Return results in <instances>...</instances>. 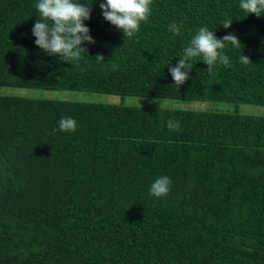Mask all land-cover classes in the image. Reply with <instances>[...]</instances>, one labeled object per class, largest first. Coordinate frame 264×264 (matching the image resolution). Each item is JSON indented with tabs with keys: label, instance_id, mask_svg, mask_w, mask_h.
<instances>
[{
	"label": "trees",
	"instance_id": "obj_1",
	"mask_svg": "<svg viewBox=\"0 0 264 264\" xmlns=\"http://www.w3.org/2000/svg\"><path fill=\"white\" fill-rule=\"evenodd\" d=\"M38 2L0 0V264H264V116L11 92L264 108V13L240 0H152L147 22L124 37L103 18L106 0H78L92 8L95 43L67 63L35 44ZM201 27L241 45H226L231 66L213 74L193 59L178 88L169 67ZM64 117L75 132L59 130ZM161 176L169 194L150 196Z\"/></svg>",
	"mask_w": 264,
	"mask_h": 264
},
{
	"label": "clouds",
	"instance_id": "obj_2",
	"mask_svg": "<svg viewBox=\"0 0 264 264\" xmlns=\"http://www.w3.org/2000/svg\"><path fill=\"white\" fill-rule=\"evenodd\" d=\"M151 4L152 0H106V3H100L99 7L107 22L122 30L124 37H133L140 31L141 23L147 22L151 15ZM239 6L257 17L264 13V0H240ZM36 8L39 19L32 28V34L36 38L35 44L49 55H58L63 62H78L83 59L81 53L87 52V49L82 45L95 43L90 35V29L84 23L91 18V6L78 0H39ZM231 24L232 21L229 20L222 26L227 29ZM169 31L174 35H180L181 27L174 22L169 26ZM229 43L236 48L241 45L238 37L232 33L221 39L207 27L199 28L192 37L190 46L184 48L183 56L179 58L178 63L169 67L174 84L179 88L187 82L192 70L191 61L197 57H203L202 61L208 66L209 74H213L217 64L230 67L229 58L223 52ZM96 58L104 61L102 55H97ZM240 59L243 64L250 62L245 55ZM153 102L159 104V110L165 104L159 99ZM58 126L62 132L77 130V122L71 117L61 118ZM167 127L171 131H178L179 121L169 120ZM171 183L167 176L158 177L151 184L149 195L156 198L167 196L171 190Z\"/></svg>",
	"mask_w": 264,
	"mask_h": 264
},
{
	"label": "rangeland",
	"instance_id": "obj_3",
	"mask_svg": "<svg viewBox=\"0 0 264 264\" xmlns=\"http://www.w3.org/2000/svg\"><path fill=\"white\" fill-rule=\"evenodd\" d=\"M16 95L31 98H43L59 101H74V102H93V103H107L114 105L127 106H146L157 107L158 103H154L156 99L138 98V97H117L109 95H101L94 93L71 92V91H38V90H20L11 91ZM13 94V95H15ZM160 100V99H159ZM164 107L183 109V110H200L218 113H239L243 115H257L264 116V108L250 105H236L232 103H198V102H184V101H167Z\"/></svg>",
	"mask_w": 264,
	"mask_h": 264
}]
</instances>
